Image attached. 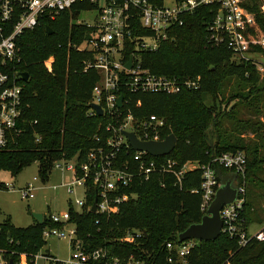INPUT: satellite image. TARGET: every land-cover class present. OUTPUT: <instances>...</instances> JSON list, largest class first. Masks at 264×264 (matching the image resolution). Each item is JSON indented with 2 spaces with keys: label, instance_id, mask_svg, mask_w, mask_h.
<instances>
[{
  "label": "trees",
  "instance_id": "trees-1",
  "mask_svg": "<svg viewBox=\"0 0 264 264\" xmlns=\"http://www.w3.org/2000/svg\"><path fill=\"white\" fill-rule=\"evenodd\" d=\"M243 7L246 12L256 14L255 25L247 29L245 37L256 39L259 33L264 34V16L258 14L254 5ZM215 11V6L198 7L182 18V26L172 28L170 41L161 43L154 52L141 53L142 66L151 73L183 79L199 77V89L169 96L138 94L129 109L166 120L164 136L173 134L177 139L175 149L166 158L179 165L208 164L223 153L243 152L247 161L244 175L247 189L248 184L263 183L258 174L264 166V94L254 63L232 62L225 47L207 45V29ZM77 15L78 11L72 9L54 21L43 20L16 39L20 61L8 69L10 74L27 73L29 77L26 82L19 80L25 105L23 121L18 124L22 132L6 149L0 150V172L15 176L37 162L38 175L46 181L55 162L71 160L76 155L83 158L98 147L94 137L105 138V126L114 125L106 116L90 114L91 93L99 75L87 68L90 53L74 49L91 33L89 28L71 23ZM49 58L54 59L51 72L44 64ZM233 79L235 87L228 92L227 86ZM137 103L139 109L135 107ZM245 110L258 119L240 117ZM243 131L254 133L260 145L252 147L233 134ZM218 175L220 182L231 177L230 171L222 168L218 169ZM164 182L162 187L158 179H152L128 189L127 193L135 198L122 203L118 212L109 217L88 212L92 198L87 196L81 212L70 211V223L76 228V239L70 245L79 243L86 252L104 250L120 262L132 258L142 264H179L175 251L167 250L166 243L179 245L178 235L199 223L204 215L200 211L201 193H190L199 189L200 172L186 173L181 190L172 186L171 178H164ZM255 203L253 197L246 200L242 214L245 222L247 215L248 221L256 218ZM42 220V224L34 221L26 228H16L7 218L0 224V249L12 259L15 256L11 254L37 253L45 245L44 227H57L48 218ZM128 231L141 236L132 243L123 242ZM194 242L187 256L188 264H264V241L252 240L240 248L235 239L222 234L215 241Z\"/></svg>",
  "mask_w": 264,
  "mask_h": 264
},
{
  "label": "built area",
  "instance_id": "built-area-1",
  "mask_svg": "<svg viewBox=\"0 0 264 264\" xmlns=\"http://www.w3.org/2000/svg\"><path fill=\"white\" fill-rule=\"evenodd\" d=\"M159 1L160 4L156 0H0V150L6 149L22 132L18 124L23 121L25 109L23 85L19 82L18 74H10L8 69L14 62L20 61L16 39L25 31L38 27L41 21H54L62 13L75 9L78 15L71 23L83 25L91 33L74 49L90 53L87 68L96 70L99 75L92 89L91 104L99 106L102 116L114 121V125L109 123L105 126V138L94 137L98 147L87 152L83 158L76 155L71 160L54 163L57 170L71 176V181L62 185L67 188V193L71 194L76 187L85 191L84 200L74 202L80 208L78 213L85 208L86 198L90 195L92 202L87 206V211L109 217L118 212L122 203L135 198L134 194L127 193L128 189L152 179H158L163 187L164 178H171L172 186L181 190L184 175L198 170L201 178L199 189L190 193H201L200 211L205 214L221 185L218 169L222 168L230 171L237 196L233 203L223 206L220 211L221 235L235 239L240 248L252 240L263 242L264 227L249 234L242 218L246 204L244 175L247 164L243 152L223 153L208 164L186 162L179 165L167 159L168 155L155 158L147 152L132 150L123 135L132 133L139 142H162L166 137L167 123L164 118L144 116L139 111L129 109L136 95L169 96L177 95L182 90L199 89V77L183 79L176 75L153 74L141 63V53L154 52L161 43L170 41L172 28L182 26V18L198 7H216L207 29V45L212 48L225 47L231 54L232 62L253 63L249 54L257 41L248 40L245 33L255 25V20L244 9L242 0H172L169 6L165 0ZM87 12L97 14L93 24L77 21L81 14ZM47 61L45 67L51 72V66H46ZM129 61L130 68H127ZM119 98L120 107L117 106ZM135 107L139 109L140 104L137 103ZM90 114L96 115L91 108ZM237 179L240 183H237ZM31 191L32 188L23 191L22 197L33 198ZM94 202L95 212H92ZM48 220L57 227L45 226L42 230L43 240L64 237L63 229L68 226L71 227L68 232L71 241L76 239V228L70 223V212L50 215ZM140 236L138 232L128 231L122 241L132 243ZM194 244V240L177 246L166 243V248L175 251L179 264H188L187 256ZM71 248L77 253L68 262L59 261L49 254H11L15 256L12 259L0 249V264H9L10 261L12 264H35L36 260H42L45 264H142L132 258L120 262L101 249L86 252L79 243ZM168 261L171 262V259Z\"/></svg>",
  "mask_w": 264,
  "mask_h": 264
},
{
  "label": "rangeland",
  "instance_id": "rangeland-1",
  "mask_svg": "<svg viewBox=\"0 0 264 264\" xmlns=\"http://www.w3.org/2000/svg\"><path fill=\"white\" fill-rule=\"evenodd\" d=\"M243 4L250 7L253 5L256 7L258 14L264 16V0H242ZM172 0H165L166 5H170ZM255 20V15L252 14ZM97 17V14L93 12L83 13L79 16L77 21H85L88 24H93ZM256 47L250 51L249 57L253 58V63L256 64L257 70H259L260 81L259 85L264 94V34L259 33ZM54 59L50 58L46 66H52ZM52 70V68H51ZM50 70V71H51ZM227 91H232L235 87V80H231L227 86ZM262 102L264 100L262 99ZM262 104V103H261ZM231 105L228 106L230 108ZM246 107V106H244ZM249 111L240 113V117L243 119L257 118L249 115ZM260 121V119H259ZM261 122H263L261 120ZM227 126V125H226ZM230 130V127H227ZM239 133V131L237 132ZM234 134L239 136L245 142L260 145L258 138L254 133L250 131H243L241 134ZM264 136V130L262 132ZM264 152V151H263ZM260 154L262 150L260 149ZM55 165V164H54ZM52 167L46 181H42L38 175V163H33L24 168L20 173L15 176H11L8 172H0V224H2L7 218L11 220V224L16 228H26L34 223L33 214L42 215V219L48 218L50 215L59 213H65L70 211L78 212L79 207L74 205L76 200H84L85 191L83 188H73L71 194L67 193V188L62 186L65 183L71 181L69 173H61L55 167ZM259 178L263 181L262 184L247 185L246 200L250 201L253 197L256 201V206L253 210L256 211L252 218V221H248V215L246 216V227L249 234H253L264 227V166L263 170L258 174ZM32 188L31 194L33 198L24 199L22 192ZM257 208V210H256ZM71 227L68 226L63 229L65 236L62 238L50 237L45 241V245L37 253H20L19 255H45L49 254L59 261L68 262L73 259V256L77 253L76 250L71 248V239L68 235ZM35 264H45L42 260H36Z\"/></svg>",
  "mask_w": 264,
  "mask_h": 264
},
{
  "label": "water",
  "instance_id": "water-1",
  "mask_svg": "<svg viewBox=\"0 0 264 264\" xmlns=\"http://www.w3.org/2000/svg\"><path fill=\"white\" fill-rule=\"evenodd\" d=\"M48 34H52V30L46 28ZM127 68H130V61L126 64ZM19 78L26 82L28 80L27 73H19ZM117 106H121V98L117 101ZM90 108L99 117L102 116V110L99 106L90 104ZM128 140V143L134 151L147 152L152 157H162L169 155L176 147L177 139L173 134L165 137L162 142H139L134 134L123 133ZM237 192L233 187L232 180L230 178L221 182L220 187L217 189L215 196L210 203L206 213L202 216L199 223L190 225L186 230L178 235V242L182 243L188 240H194L197 242H210L217 240L221 235L222 222L220 219V211L225 205L233 203L236 199ZM92 212H95V202L92 205ZM34 221L38 224H42V215L33 214ZM12 264V261L9 262Z\"/></svg>",
  "mask_w": 264,
  "mask_h": 264
}]
</instances>
